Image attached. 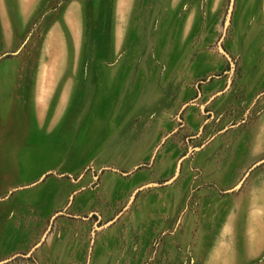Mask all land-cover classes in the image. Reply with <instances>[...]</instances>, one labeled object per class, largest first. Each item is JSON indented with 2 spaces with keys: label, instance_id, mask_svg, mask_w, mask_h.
Instances as JSON below:
<instances>
[{
  "label": "rangeland",
  "instance_id": "obj_1",
  "mask_svg": "<svg viewBox=\"0 0 264 264\" xmlns=\"http://www.w3.org/2000/svg\"><path fill=\"white\" fill-rule=\"evenodd\" d=\"M120 67L133 89L143 75L139 96L116 79L113 110L87 118L84 83ZM54 74L77 84L61 108L40 100L45 132L66 142L99 119L103 144L0 169V225L29 235L0 264H264V0H0V92ZM48 180L64 191L43 215L31 197Z\"/></svg>",
  "mask_w": 264,
  "mask_h": 264
},
{
  "label": "crops",
  "instance_id": "obj_2",
  "mask_svg": "<svg viewBox=\"0 0 264 264\" xmlns=\"http://www.w3.org/2000/svg\"><path fill=\"white\" fill-rule=\"evenodd\" d=\"M122 73V67L114 71L104 70V72L102 71L100 76L96 79V84H94V86L89 87L88 83H84L82 92L85 95H88L91 92L95 95V99L92 98L93 102H91V106L86 113V115L88 114L87 118L90 116L89 119H91L95 115L99 114L103 108L113 110L114 105L111 103V99L117 96L120 87L117 89L118 92H112L111 85L116 79L118 83L122 84L125 77ZM58 75L59 74H54L52 78L49 79L44 76L36 77V81L34 80V90L30 91L24 89L21 91L22 96H19V91L10 90L0 92L2 95L0 100V124L1 126L6 127L5 135L7 138V144L5 146V148H7L5 149V153L6 156H11L12 158V160L6 159L10 164L6 167L2 165L3 163L0 160V169L3 170L5 168L6 173L7 171L13 173L14 171H17L18 168L24 170L25 168H28L30 164L35 163V159L37 161H41L43 158L50 159L60 157L62 155H69L74 156V160L76 161L79 159L82 160L88 156V153H92L95 149L102 146L104 138L103 133L100 132L104 131V125L102 126L100 124L99 119L93 121L89 120L87 127L82 131V133L76 134L70 140L65 138L66 142L63 141V139L61 140V138H55L49 135V132H45L44 122L49 121V119L47 120L49 116L46 114L45 104L52 98L51 96L55 94L53 99H51L53 106L58 105V108L63 107L66 102L61 103L59 90L63 87V95L66 93L65 98L68 99L67 92L72 87L74 88V85L77 84L75 80L72 81L73 79L71 80L67 76L60 79ZM66 77L69 80H67ZM141 78H144L143 75H141ZM141 78H138V82H136L138 85L134 89L130 87L129 84L126 85V82L122 84L124 85V88H128L127 91L130 89L133 91L134 100L139 96V94H137L139 93L137 90H141L140 86L143 83ZM58 81L59 83L57 84ZM151 92L152 88H149V91L145 94L147 99L151 97ZM59 95L60 97L58 101L57 96ZM42 99L48 101L41 102L40 100ZM58 111L60 114L61 110L59 109ZM59 114H57V116ZM25 135L34 141L35 144H38L39 153L34 157L30 156L28 152L26 154L25 150L22 152L20 151L18 154V146L12 143L15 139H20V137L22 138ZM126 168L128 170V167ZM141 177V174H137L130 181L126 182L114 179L110 176H105L103 181L107 184H112L113 187H116V189H123L129 184L141 179ZM63 191V185L60 181L48 180L45 185L39 187L32 194L31 203L33 205H37L39 210H41L44 215L55 209V203H60L59 206L61 205V199H57L56 196ZM85 198H87V195L76 197L71 204V209L75 211L82 209L85 205L83 202ZM27 236L29 235L22 228L15 227L12 224H6L4 226L0 225V250H7L15 243L29 241V238H26Z\"/></svg>",
  "mask_w": 264,
  "mask_h": 264
},
{
  "label": "water",
  "instance_id": "obj_3",
  "mask_svg": "<svg viewBox=\"0 0 264 264\" xmlns=\"http://www.w3.org/2000/svg\"><path fill=\"white\" fill-rule=\"evenodd\" d=\"M221 49V47H219ZM264 161V160H263ZM262 161L256 163L250 170H252L255 166H257L258 164H260ZM250 170L247 172L246 176L249 174ZM241 184V183H240ZM239 184V185H240Z\"/></svg>",
  "mask_w": 264,
  "mask_h": 264
}]
</instances>
